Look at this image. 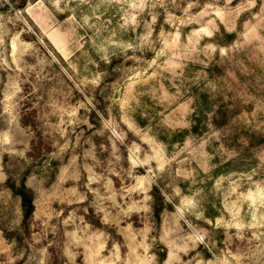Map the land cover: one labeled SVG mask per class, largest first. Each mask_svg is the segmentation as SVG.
Listing matches in <instances>:
<instances>
[{
	"label": "rangeland",
	"instance_id": "1",
	"mask_svg": "<svg viewBox=\"0 0 264 264\" xmlns=\"http://www.w3.org/2000/svg\"><path fill=\"white\" fill-rule=\"evenodd\" d=\"M0 264H264V0H0Z\"/></svg>",
	"mask_w": 264,
	"mask_h": 264
},
{
	"label": "trees",
	"instance_id": "2",
	"mask_svg": "<svg viewBox=\"0 0 264 264\" xmlns=\"http://www.w3.org/2000/svg\"><path fill=\"white\" fill-rule=\"evenodd\" d=\"M228 117L229 114L226 111L220 110V118H218V124L225 123ZM7 174L8 175L4 186L7 189L11 190L13 195L19 198L20 208L22 212V222L24 226H27L35 211L34 192L26 183L27 174L19 177L14 176L11 172L8 171ZM152 194L159 204V206H153V208L155 209V214L159 218L162 205H164L163 197L158 187L153 188ZM164 256L165 252L163 251L161 254V259H164Z\"/></svg>",
	"mask_w": 264,
	"mask_h": 264
}]
</instances>
